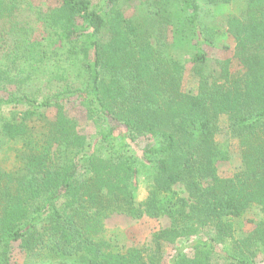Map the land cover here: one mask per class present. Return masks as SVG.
Returning <instances> with one entry per match:
<instances>
[{
  "label": "trees",
  "instance_id": "obj_1",
  "mask_svg": "<svg viewBox=\"0 0 264 264\" xmlns=\"http://www.w3.org/2000/svg\"><path fill=\"white\" fill-rule=\"evenodd\" d=\"M129 1L62 0L41 14L0 0V92L11 89L0 95V151L13 158L0 164V264H160L179 239L170 264H264V0H143L125 18ZM232 3L241 8L226 32L242 71L232 77L230 61H217L215 78L203 46L216 31L203 20ZM163 26L193 45L194 91L182 90L185 64L168 53ZM72 100L93 139L66 115ZM222 115L240 149L229 178L216 172L227 160L215 142ZM140 177L148 191L137 203ZM251 209L259 219L234 239L232 220ZM112 214L169 225L148 256L116 251L101 237Z\"/></svg>",
  "mask_w": 264,
  "mask_h": 264
},
{
  "label": "rangeland",
  "instance_id": "obj_2",
  "mask_svg": "<svg viewBox=\"0 0 264 264\" xmlns=\"http://www.w3.org/2000/svg\"><path fill=\"white\" fill-rule=\"evenodd\" d=\"M36 13L44 14L47 10L59 6L62 0H28ZM143 0H132L122 5L121 11L125 18H135L139 16V4ZM145 1V0H144ZM241 8V5L230 4L219 7V10L211 17H206L203 21L216 31L215 46H203L206 54V65L208 71L218 78L220 70L217 61L229 60L230 73L232 77L237 76L241 71V67L234 58V40L226 32V21L229 15L236 14ZM161 40L165 43L167 51L171 57L185 64V72L182 81V90L191 92L196 89V81L192 72V64L190 59L195 50L193 45L180 38V33L175 27L163 26L161 29ZM8 88L0 92V95L7 94ZM66 115L72 118L77 125V132L85 135L89 139L95 137V125L87 121L85 111L74 100L62 102ZM55 108H49L44 111L48 120L52 121L56 114ZM217 132L215 142L223 151L226 152L227 160L217 164V175L221 178H229L239 171L241 166L239 141L233 135L229 126L228 118L225 115L219 117L217 123ZM139 147H143L148 143L147 139L138 140ZM0 164L5 168H11L13 158L11 152L0 151ZM148 186L144 178L140 177L138 181V189L136 191V202L144 201L147 196ZM180 196H186L180 188L175 189ZM260 215L254 209L248 211L244 216L233 219V237L240 239L249 233L254 222L259 219ZM169 225L166 218L151 219L142 217L141 219H131L122 214H112L103 220V232L101 237L108 241L113 250L125 251L128 248H139L144 250V255L148 256L153 251L152 234L160 228H165ZM203 237L206 234H202ZM183 244L182 240H177L174 245H163V255L160 264H170L169 257L173 253V248H179ZM188 256H191L190 249L185 251ZM260 259V258H258ZM12 262H20V255L17 250L13 251ZM215 264H224L219 259L214 260Z\"/></svg>",
  "mask_w": 264,
  "mask_h": 264
}]
</instances>
